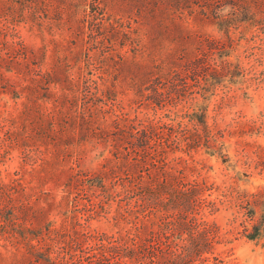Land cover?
<instances>
[{
  "label": "rangeland",
  "instance_id": "obj_1",
  "mask_svg": "<svg viewBox=\"0 0 264 264\" xmlns=\"http://www.w3.org/2000/svg\"><path fill=\"white\" fill-rule=\"evenodd\" d=\"M156 1L0 0V264H264V25L208 83Z\"/></svg>",
  "mask_w": 264,
  "mask_h": 264
},
{
  "label": "trees",
  "instance_id": "obj_2",
  "mask_svg": "<svg viewBox=\"0 0 264 264\" xmlns=\"http://www.w3.org/2000/svg\"><path fill=\"white\" fill-rule=\"evenodd\" d=\"M263 6L261 0H157L156 9L153 12L154 28L162 31L163 25L167 21L173 20L181 21V26L183 23L191 24L193 21H199L201 25L214 24L218 31L225 36V39L213 40L209 38L208 42L202 41L199 47H195L193 55L184 60L186 72L191 76H201L209 83L212 79L218 77L217 74H222V72L232 76H236V72H243L240 61L238 59L231 60V55L235 50L233 33L241 24H245L247 31H258L257 26L264 25ZM174 12H178V14L173 16ZM259 13L262 14L259 15ZM189 31V34L185 36L191 41L193 36L198 34H194V31L190 28ZM176 88L177 86L174 85L173 92H176ZM159 97H161V92L156 90L152 99L157 105H159ZM190 109L193 110L191 112L193 121L196 120L205 133L211 134L213 129L207 122V106L204 103L193 101ZM196 135L199 139L202 137L200 132ZM120 216L126 223H129L131 218L138 219L136 212L133 210L120 212ZM130 231L126 230V235L130 236ZM133 231L143 238L146 228L136 225ZM150 232L152 244L158 241L160 247L167 246L168 236L163 232V229L155 230L153 228ZM160 247L157 250L161 251L159 252L161 255H164L165 252ZM158 251L156 252L152 248V261L154 264H158L155 260V256L160 255Z\"/></svg>",
  "mask_w": 264,
  "mask_h": 264
}]
</instances>
